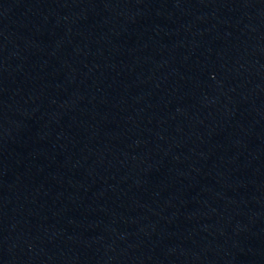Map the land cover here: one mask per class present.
Returning a JSON list of instances; mask_svg holds the SVG:
<instances>
[{
  "label": "water",
  "instance_id": "water-1",
  "mask_svg": "<svg viewBox=\"0 0 264 264\" xmlns=\"http://www.w3.org/2000/svg\"><path fill=\"white\" fill-rule=\"evenodd\" d=\"M0 264H264V0H0Z\"/></svg>",
  "mask_w": 264,
  "mask_h": 264
}]
</instances>
